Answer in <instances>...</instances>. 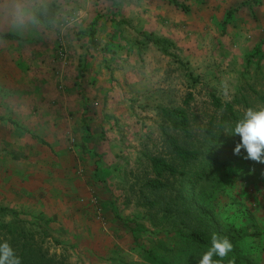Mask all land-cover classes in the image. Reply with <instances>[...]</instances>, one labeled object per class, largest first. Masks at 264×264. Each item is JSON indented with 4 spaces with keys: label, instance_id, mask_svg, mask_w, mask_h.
Instances as JSON below:
<instances>
[{
    "label": "rangeland",
    "instance_id": "obj_1",
    "mask_svg": "<svg viewBox=\"0 0 264 264\" xmlns=\"http://www.w3.org/2000/svg\"><path fill=\"white\" fill-rule=\"evenodd\" d=\"M8 1L0 4L6 8ZM121 1L127 3L14 0V14L0 21V30L22 38L0 40L4 115L11 98L23 92L16 87L37 89L43 81L39 64L45 61L40 48L46 33L55 35L56 42L49 41L58 48L52 59L65 69H52L51 79L66 81L68 87L74 83L76 93L67 87L65 93L82 96L81 107L87 112L80 118L83 135L64 138L67 154H60L61 159L54 154L59 160L47 156L53 157L52 144L30 137L47 152L44 169L37 168L41 161L28 165L17 153L0 150V242L21 238L23 228L31 231L44 225V219L52 230L50 239L62 243L46 244L50 253L70 264H150L149 252L169 264H197L204 251L186 242L189 227L183 216L147 206L148 200L171 201L179 189L174 177H168L171 186L163 192L144 186L152 176L150 157H172L161 108L189 109L196 116L189 145L201 150L209 145L211 119L219 123L222 117L212 95L233 104L241 116L249 108H264V0H177L187 10L167 0H127L126 7ZM96 83L105 88L104 102L92 87ZM214 133L230 138L220 163L214 168L199 162L186 167L207 173L198 183L196 203L213 212L210 219L221 229L220 237L233 241L229 255L241 257L236 264H264V163L245 159L243 149L235 155L241 138L232 140L224 127L218 125ZM21 137L13 136L16 142ZM87 145L105 146V152L88 155L80 150ZM96 156H105V176L100 175L105 183L96 184V193L88 195L78 166L92 172L87 166ZM69 190L88 197L92 218L99 222L98 235L101 232L96 242L85 238L80 247L75 245V229L67 221L78 204L69 206Z\"/></svg>",
    "mask_w": 264,
    "mask_h": 264
},
{
    "label": "crops",
    "instance_id": "obj_2",
    "mask_svg": "<svg viewBox=\"0 0 264 264\" xmlns=\"http://www.w3.org/2000/svg\"><path fill=\"white\" fill-rule=\"evenodd\" d=\"M6 1L8 0H5V3ZM13 1L14 0L8 1L9 3L6 7L10 8L8 11L3 7L5 3L0 4L1 23L4 22L8 15L10 17L12 16V14H14L13 7L11 6V4H13ZM126 2L127 3L124 4L125 2L121 1L123 7H126L127 5L130 6V1L128 2L126 0ZM17 17L20 18V15H18ZM13 21L15 22V20ZM0 33L5 32L3 30H0ZM9 33L14 34L13 32ZM14 35H17L18 37L21 36L18 33H15ZM42 36L44 40L42 42L40 51L41 53H43L45 61L41 62L39 64V67L41 71L44 72L43 81L38 83L39 87L37 89L32 88L30 90V88L27 89V86L25 85L16 87V89L21 88L23 92H19L20 94H16L13 98H11L7 116L4 115V111H6V108H0V119H3L2 121H0V150L7 153L10 152L12 153V155L13 153H17L20 156L21 160L26 159L28 161V165L32 162V160L41 161V164L37 167L38 169H44V167H46V165L42 162L45 161V155L47 154V152L44 148L39 147V142L35 143L36 140L31 141L30 137H40V139H44L45 141L52 144V149L54 151L52 152L53 157H51L50 154H48L47 156L49 157V159L55 158V161L59 160L61 159L60 154H67V146L64 145L66 142L64 141V138L66 136H76L77 133H79V135H83L84 128L82 127V121L80 120V118L82 115H85V113H87L86 111H83L84 107H81L84 102V100H81L82 96L78 97L77 94L75 95L65 93V87H67V91L76 93V86L74 83H69L68 87V83L66 81L62 82L60 81L61 79L56 80V77L54 78L55 80L51 79V74L49 73L52 72V69L53 72H65V69L64 67H62V65H59V61L57 63L53 60L57 55L58 48L56 47L55 43H50L49 41L51 39L55 40V35H49V33H46L45 35L42 34ZM61 39H63L62 36L60 37V41ZM0 40L5 41V43L11 42L10 39ZM29 53V51H26V54ZM94 70L96 71L97 69ZM92 87L97 88L95 94L99 96L98 101L103 100L104 102L105 88L102 91V85H99V83H96V85H93ZM18 109H20L23 115H20L19 113H16L15 115L13 113V110H17V112H20ZM70 112H74V116H71L69 118ZM2 116H5L6 118ZM86 116L87 115H85V117ZM64 121L65 124H63ZM77 121H79V123H77ZM20 128L21 130L25 128V130H23L22 132H17ZM12 135H21L22 137L16 142ZM10 136H12V138ZM80 150L82 152L88 153V155H93V153L95 152H105V146H103L102 148H98L96 145L95 148L94 145H87ZM39 152L41 153V155ZM54 154H58L60 156L59 159ZM77 163L82 164L81 162ZM82 167L84 168V166L82 165L78 166L79 173H83L81 179L86 181L85 186L87 188V194L93 195V193H96L95 185H99V183H105L104 179L100 180V175L103 174V176H105V156H96V158L87 166L88 169L93 171L95 170L97 176L92 173L93 171L88 173L86 169H83ZM37 172H39V170ZM29 176L30 173L28 174V177ZM69 193L73 194V196L69 195L70 198L67 200L69 202V206H73V208H75L77 204L79 206L71 211L74 215L72 220L67 221L68 226L75 229V236L73 235L76 243L75 245L80 247L82 245L81 241L85 238L88 241H95L96 239L98 240V238H101V232L98 235L97 231L99 229V226H97L99 225V222L96 218H92L93 211L91 205L89 204L88 197L82 198L83 196L80 195V191L75 192L69 190ZM100 224L105 228V222H101Z\"/></svg>",
    "mask_w": 264,
    "mask_h": 264
},
{
    "label": "trees",
    "instance_id": "obj_3",
    "mask_svg": "<svg viewBox=\"0 0 264 264\" xmlns=\"http://www.w3.org/2000/svg\"><path fill=\"white\" fill-rule=\"evenodd\" d=\"M170 4L176 7L187 10L184 4L177 0H167ZM0 39L20 40V37L10 33H0ZM213 105L218 112L221 113V120L217 123V118H212L209 129L206 131L209 145L201 150L199 147L190 146L189 143L193 139L192 125L196 116L191 115L189 109H166L161 108L164 119L163 132L165 136V143L170 149L171 158L163 156H152L149 159L152 176L146 179L144 186L152 191L163 192L170 188V181L168 177L177 179L179 189L171 201L167 203L157 200H148L147 206L156 208L158 206L164 207V211L172 212L175 210L178 217L183 216L182 222L189 227V231L185 233L184 238L186 242L192 246L198 247L199 250L206 251L210 246V240L213 234L221 236V229L215 226L211 221L210 213L213 212L207 207L196 203V189L199 181L204 179L206 172L189 171L186 167L193 163H198L205 166V168H214L220 163V156L225 151V147L230 143V138H222L220 134H216L215 129L218 125L224 127L225 124L234 125L241 116L240 111L236 110L231 103H225L221 99L212 95ZM167 126L173 128L175 131L181 132L185 139L181 141L178 135L168 131ZM239 136H232L234 140ZM236 142V141H235ZM241 141L237 140V143ZM188 170V171H187ZM5 213L12 211L4 209ZM187 219H191L188 224ZM40 222L44 225H36L35 229L27 231L25 228L20 231V237L13 241L6 239V241L13 248L15 254L21 258L22 264H70L65 257L57 259L55 254L50 253V248L46 245L50 242L56 245H62L57 240L50 239L49 234L52 230L49 228V223L42 219ZM232 237L237 240L236 235ZM228 238V237H227ZM229 239V238H228ZM47 240L49 242L47 243ZM231 241V240H230ZM233 241H231L232 243ZM233 244V243H232ZM216 257H214L215 259ZM241 257L237 254L234 259L231 255L229 258H224L223 264H236ZM235 262H233V261ZM148 261L150 264H169L152 252H149ZM193 261V260H192ZM187 264H195L194 262ZM198 264V263H197Z\"/></svg>",
    "mask_w": 264,
    "mask_h": 264
},
{
    "label": "clouds",
    "instance_id": "obj_4",
    "mask_svg": "<svg viewBox=\"0 0 264 264\" xmlns=\"http://www.w3.org/2000/svg\"><path fill=\"white\" fill-rule=\"evenodd\" d=\"M224 132L241 138L234 148L235 155H241L243 149L247 152L245 159L264 163V108H249L234 125H225ZM232 249L233 244L227 237L213 234L210 246L202 253L198 264H223ZM0 264H22L21 258L6 240L0 242ZM229 264L232 262L229 261Z\"/></svg>",
    "mask_w": 264,
    "mask_h": 264
}]
</instances>
